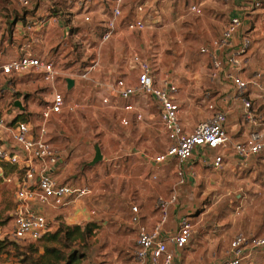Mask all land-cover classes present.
Returning <instances> with one entry per match:
<instances>
[{"label":"rangeland","instance_id":"1","mask_svg":"<svg viewBox=\"0 0 264 264\" xmlns=\"http://www.w3.org/2000/svg\"><path fill=\"white\" fill-rule=\"evenodd\" d=\"M216 1L218 2H206L200 17L190 15L183 3L175 5L154 3L155 10H150L145 19L146 29L134 33L124 31L122 35L115 37L120 31L118 29L121 27V30L123 29V23L119 24L115 38L107 42L100 53L101 62L91 80L74 79L78 80L76 91L73 92V87L71 90L67 89L71 91L70 93L64 94L66 101L75 106L74 111L67 117L61 115V123L48 124L51 129V142L55 144L58 140L62 141L64 154L71 156L70 159L80 160L77 167L82 171L70 177L72 183L67 185L75 188L87 186L91 192L95 191L96 195L92 194L78 201L81 202L82 212L78 223L75 224H67L64 221L65 214H62V211L67 206L46 208L50 232L37 242L19 244L9 239L12 219L18 208L13 182L0 179V264H42L46 248L59 251L66 258L72 259L73 264H133L132 249L135 245L136 231L129 223L132 218V207L137 206V200L132 192L129 199L127 197L116 199L112 191V203L107 205L106 209L99 208L97 192L113 184L110 180H104L108 175L107 169L98 174L99 163L93 167L87 164L92 162L95 148H99L103 154L113 152V155L123 149L131 154L144 152L145 134L139 132L135 126L127 128L122 125L118 115L125 107L123 102L115 109L105 107L101 102V96L106 92L105 85H111L120 78L116 73L117 66L124 67L125 73L122 78L135 77L134 71L130 68V60L135 52L149 61L157 75L156 79L169 74L175 86L186 89L191 96L201 90H211L206 71L208 62L206 57L199 53V49L220 34L233 7L230 0ZM260 1L259 10L252 19L255 31L251 34L252 43L249 48L251 51L255 50L258 57L250 62L247 69L249 74L255 70L264 71V0ZM17 2L18 0H0V18L19 16L26 11L32 13L36 8L39 9V15L44 17L54 16L59 11L64 14V26L71 30L64 41L67 45L63 51L57 52V59L55 48L52 47L50 57H54L55 67L62 78L76 77L83 71L87 66L84 60L89 56L83 44L93 46L98 43L102 31L101 16L105 13L108 16L109 12L106 10L101 14L97 13V7L93 6L92 22L85 24L79 17H68L65 14V6L60 3L61 0H46L30 10L22 9ZM58 37L56 34L55 38L48 42V46L60 41ZM39 79L30 76L27 80H35L40 84L35 85V82L33 87L28 85L23 91L22 88L19 89L23 94H27L25 106L30 110L22 119L30 121L34 127L37 126L42 108L51 99L50 84ZM196 101L198 102L197 98ZM149 105V109L154 110V104L151 105L149 102ZM201 105L205 112V105L202 103ZM230 108L228 123L230 125L237 123L240 126L239 104L234 102ZM198 119L200 120L196 121V124L206 119V116ZM241 128L240 126L239 132L242 131ZM166 146L165 136L158 126L154 125L152 131H149V153L161 155L165 152ZM228 154V165L220 171H210L201 159H192L181 167L184 175L183 184L178 185L179 179L175 170L179 169V166L173 160L161 164L165 165L162 166L163 170L166 169L163 176L155 173L157 179L153 180L152 185L158 187L160 183L164 184L162 187L164 199H170L173 185H178L175 190L173 189L176 191L177 200L169 208L168 224L164 227L167 230L168 228L175 230L181 217L190 218L194 225V234L184 250L190 252L188 264H211L213 258L222 261L226 257L218 252L224 249L233 231L255 235L264 228V166L257 167L255 166L257 163L251 162L248 164L250 168L239 171L234 168L236 163L234 156ZM15 169L7 168L5 177H15ZM149 176L150 174L144 180H149ZM148 182L144 181L142 185L149 186ZM152 201L155 206L156 199L153 198ZM172 206L176 207L173 211L170 210ZM154 210L159 217L158 211ZM85 226L91 230L85 240L64 242L63 233L57 240L49 239V236L65 227L70 228L74 237L76 233L73 229ZM211 253H214V256H211ZM181 258L185 259L184 255ZM181 258L179 262L183 264ZM259 262L257 256L256 263Z\"/></svg>","mask_w":264,"mask_h":264},{"label":"built area","instance_id":"2","mask_svg":"<svg viewBox=\"0 0 264 264\" xmlns=\"http://www.w3.org/2000/svg\"><path fill=\"white\" fill-rule=\"evenodd\" d=\"M46 0H18V5L25 10L38 6ZM237 3L239 15L228 19L220 34L212 38L199 53L207 59V78L209 83H226L231 88V99L239 104L240 124L247 128L245 139L233 142L227 134L225 125L230 114L229 105L224 99L213 101L209 94L204 96L209 115L198 122L188 132L180 121L181 108L175 95L177 87L169 74L156 79V74L148 60L136 52L130 60V68L136 72L135 84L124 79H117L111 85H105L106 92L101 97L103 106L116 108L119 102L126 103L124 110L134 112L135 122L142 121V115L135 111L131 102L138 97L150 98L156 105L159 122L164 130L168 145L163 154L156 156V165L175 161L179 169L175 173L179 184H183L182 166L192 159H201L211 171H220L225 166V158L233 155L236 169H245L252 161L264 166V71L255 70L247 77H242L247 66V53L252 43L251 34L255 31L253 17L259 10L260 0H230ZM109 15L101 21V33L98 43L93 46L83 44L89 53L84 63L87 66L76 77L89 81L97 70L101 60L100 53L104 45L117 33L120 23L128 33L146 29L145 19L150 10H155L154 3L175 5L183 3L190 15L200 17L203 14L202 0H102ZM66 15L79 17L82 23L92 22V10L95 0H61ZM60 4V5H61ZM130 7V8H129ZM38 9V8H37ZM255 12V13H254ZM126 15V17H125ZM59 11L54 16H26L22 29L30 40L23 47L19 58L0 62V101L10 98L7 107L0 108V179L13 182L18 208L12 219L9 239L15 243H34L50 232L49 220L44 213L46 208L66 207L73 201L91 194L89 187H72L59 182L56 171L61 161L59 149L51 142L48 124L55 115L63 112L72 113L74 105L68 103L65 96L55 89L51 90L50 101L42 108L39 121L34 127L25 121L27 112L21 105L22 96L16 87V81L22 76H36L50 85L56 84L61 73L55 67L54 57L50 53H33V39L40 35L52 23L63 20ZM252 24L251 27L249 24ZM9 29V27H8ZM71 32L68 28L66 37ZM65 37V38H66ZM76 37V36H75ZM65 38L59 44L60 49L67 45ZM55 49V58L57 52ZM92 51V53H90ZM61 53V52H60ZM61 57V56H60ZM67 80V79H66ZM203 100V101H204ZM19 103L22 110L15 104ZM122 125L129 126L128 120L122 119ZM205 150L217 152L207 159ZM16 168L15 177L6 178V169ZM177 200L175 193L170 199L158 197L155 209L159 213L157 222L148 231L139 222L138 210L132 208L131 223L137 225L133 258L136 264H173L174 253L169 246L182 250L187 247L194 234V225L190 218L181 217L176 234L162 239L161 233L168 221V211ZM226 259L215 264H253L252 255H258L260 264H264V229L259 235L236 233L228 243L224 253Z\"/></svg>","mask_w":264,"mask_h":264},{"label":"crops","instance_id":"3","mask_svg":"<svg viewBox=\"0 0 264 264\" xmlns=\"http://www.w3.org/2000/svg\"><path fill=\"white\" fill-rule=\"evenodd\" d=\"M206 2L215 3L218 1H216V0H202V6H204V4ZM231 3L233 4V7H231V9H230L228 19L233 17V16L239 15V11L237 9V3H235V2H231ZM94 6L97 7L96 8L97 13L101 14L104 11H106V8H105L102 0H95ZM28 10H30V9H28ZM35 15H37V16L39 15V9H37V8L32 13L30 11H26V13L20 14L19 16H12L11 15L10 17H6L3 19L0 18V62H7V61H10L12 59L19 58V56L21 55V52L23 50V47L25 45H27L29 40H30V36L28 34L25 36L23 29H22V24L24 23V18L26 16H35ZM68 17H70V15ZM106 17L107 16L105 13L103 16H101V21L104 20ZM125 17H126V15H125ZM228 19H227V21H228ZM8 27H9V29H8ZM68 28L69 27L64 26L63 20H60L59 22H57L55 24L54 23L50 24V26L45 30L44 33L37 35V36L35 35V38L33 39V41L36 44H34V46H32L33 53L36 55H41L43 53H51L50 50L52 47L55 49L63 51V49H60L61 47H59V44H60L61 40L66 37L65 35H66ZM118 28H119V25H118ZM121 28L118 29L120 31L118 32V34L115 37H118L119 35H122L124 33V31H125L124 28L122 30H121ZM9 31H10V33H9ZM8 33L11 37H9ZM56 34L59 36L58 39L60 41H57V43L54 42L55 44L48 46V42L51 39L55 38ZM40 45H43L44 47H39ZM59 54L61 55L60 52H59ZM246 57H247V66H250V64L253 62V59L254 58L257 59L258 53L255 52V50L251 51L249 49ZM247 69H245V71L243 72L242 77H247L249 75V72L247 71ZM263 69H261V70H263ZM116 70H117L116 73L119 74V76H120V78H118V79H124L130 84H135L136 74H137L136 72H134L135 77H133V79H131L130 77H127L125 79V78L121 77L125 73L124 67L123 66H117ZM206 71H207V69H206ZM29 77L30 76H22L20 79H18L16 81V83H17L16 87H17L18 91H20L19 92L20 96H22V101L20 103L24 107V111H23L24 113L25 112L30 113V110L28 108H26V106H25V100H26L27 94H25V93L23 94V92H22L23 88H25L28 85L33 87V85H34L33 83H35V82H36L35 85L40 84V83H37L38 81H35V80L34 81L27 80V78H29ZM36 78L39 79L40 77H36ZM66 79H68V78H66V77L59 78L57 80L56 84L50 85V90L55 89L57 92H59L63 95L65 93H70L71 91L67 90V88H66V86H67ZM72 80L74 81L73 92H75L77 89V86H78V82H77L78 80H74V79H72ZM207 80H208V78H207ZM262 82L264 83V75L262 77ZM210 85L212 88L211 90L210 89L209 90L207 89L205 91L201 90V91L194 93L193 96H191V94H189L186 89L177 88V93L174 97L176 99L177 104L181 108L180 121H181L182 125L184 126L185 130H186V128L188 129L186 131L190 132L191 129L194 128V126L196 125V121L200 120L198 118H200V117L203 118L204 116L207 117L209 115V112L207 111L206 108H205L206 109L205 112H204V110H202L203 107L201 105V103H202L206 107V102L204 100V96L206 94H209L210 99L213 101L218 100V98L224 99L225 101H227L226 103L229 105V108L231 105L234 104V102L231 99V88L228 84L214 82L213 84L210 83ZM223 87H225V89H222ZM20 88H22V91L19 90ZM21 92H22V94H21ZM196 98L198 99V102L196 101ZM143 99H145L147 101H143ZM9 102H10V98L6 97L3 102L0 101V108L7 107ZM121 102H123V101H121ZM121 102H119V104ZM131 102L135 106V111L141 113L142 121L140 123L135 122L134 112L125 111L123 108L121 110L122 112L118 115V117L121 120L122 119L128 120L129 126H127V128H133L135 126L134 128H137V130L139 132H142L143 134H145V148L143 150L144 152H141V153L136 152V153L131 154L129 152H126L125 149H123L122 151L118 150L116 153H114V155H113V152H110L109 154L101 153L102 159L97 166V173L100 174L102 171L105 172V169H107L108 175H107V177H104V180H110L113 185L109 188L105 187V189H103L102 191L97 192V202H98L99 208L106 209L107 205H110V203H112V199H113V197H111L112 191H113V194L115 195L114 197L116 199L118 197H127L129 199L131 196V192H132V195L135 196V200H137V206H133V207H136L138 210L139 222L148 231H151L154 224L158 220V215L154 212L155 206H154L152 200H153V198L157 199L158 197H162L163 191H164V189L162 188L164 186V184L161 185V183H160V185H158V187H157V186H153L152 182H153V180L157 179L158 173H159V175L163 176L164 173L166 172V169L163 170V168H162V166H165V165H156L153 162V159L158 155H152V153H149V131L150 132L152 131V129L154 128V125L158 126L160 132L165 136L166 145H168V141H167L166 134H165L164 130L162 129V126L159 122V114H158V110L156 108L155 103L151 99L145 98V97L135 98ZM149 102L151 105L154 104V106H153L154 110L149 109V107H150ZM123 103L126 105L125 102H123ZM22 106H21L20 110H22ZM230 112H231V108H230ZM68 114L69 113H67V112H63V114H61V115H65L64 117H67ZM61 115L53 116L51 118L50 122L51 123L52 122L61 123V121H60ZM239 124H240V119H239ZM237 126H238L237 123L235 125H230L228 123V117H227L225 129H226L227 134L230 137L231 141H233V142L243 141L245 139V136L247 133L246 127L240 125L242 127L241 128L242 131L239 132L240 126H238V129L236 130ZM49 133L51 134V129H49ZM61 142L62 141L58 140V142L54 144L59 149L60 154H61V161H60L59 166L57 167L56 175H57V178H58L60 183L64 184L66 182V184H68L70 182L72 183L70 177L75 176V174L80 173L82 170H80V168L77 167L78 164L80 163V160H78L76 158L70 159L71 156L64 154L63 147L61 146L62 145ZM204 154H205L206 158L209 159L213 155H216L217 152L212 151V150H205ZM228 159L229 158H227V157L225 158V166L228 165ZM252 163H257V165H255L257 167L261 165L258 162V160L252 161ZM249 166L250 165H248V167ZM89 167H91V166H89ZM235 167H236V165L234 163V168ZM248 167H247V169H248ZM239 171H241V170H239ZM155 173H157V174H155ZM148 174H150L149 180H144V178ZM105 175L106 174H104V176ZM144 181H149L148 182L149 186H143L142 183ZM176 186H178V185H176V184L173 185L174 190H175ZM173 189H172L171 193L176 194V191H173ZM95 193H96L95 191H94V193L91 192L90 195L94 194V196H95L96 195ZM90 195H88V196H90ZM149 196L152 197L150 200H149V198H150ZM78 201L79 200L73 201L71 204L75 203L74 205L69 204L67 206V208L62 211V214L66 215V216L65 215L63 216L64 221H66L65 223H67V224L78 223L79 217H80V212H82L80 210L81 209V202H78ZM175 208H176L175 206H172V208L170 210L173 211V210H175ZM43 211L48 218V214L45 211V209ZM91 214H93V211H91ZM188 215H190V214H188ZM131 216H132V213H131ZM129 224L135 227V231L137 230V225L132 224L131 221ZM167 224H168V222L166 223V225ZM177 226H178V223H177ZM177 226H176L175 230H173L172 228L171 229L168 228V230H167V228L164 227L163 231L161 233L162 239H166L167 237H170V236L176 234ZM262 230L260 231L259 234H261ZM233 232L236 234L237 231L236 232L233 231ZM233 234L231 236H229L225 246L223 247L224 249L221 250V252H218V254L221 253V255L222 254L224 255V253L227 251L228 243L231 240ZM259 234H255V235H259ZM135 240H136V234H135ZM134 248H135V245H134ZM134 248L132 249V256H133ZM169 250L172 251L174 253V256H175L173 264H181L179 262V259L181 258L182 255H184L185 259L181 258L180 261L183 264L190 263L188 260L190 252L184 251L185 249L177 250L171 246H169ZM211 256H214V253H211ZM257 256L258 255H252L251 259H252L253 264H257L256 263L257 262ZM258 258H259V256H258ZM212 260H211L212 261L211 264L221 262L218 260L216 261L215 258H213ZM132 261H133V264H136V262L134 261V258H132ZM259 264H260V262H259Z\"/></svg>","mask_w":264,"mask_h":264},{"label":"trees","instance_id":"4","mask_svg":"<svg viewBox=\"0 0 264 264\" xmlns=\"http://www.w3.org/2000/svg\"><path fill=\"white\" fill-rule=\"evenodd\" d=\"M73 231L76 233L74 237H72V232L70 228L65 227L61 228L56 234L49 236L50 240H57L58 236L63 233L64 242H73L75 240H85V238L89 235L91 230L88 229V226L84 228L75 227ZM43 263L42 264H54L58 262H63V264H73L72 259L66 258L63 254L55 249H45V254L42 256ZM72 258V257H71Z\"/></svg>","mask_w":264,"mask_h":264},{"label":"water","instance_id":"5","mask_svg":"<svg viewBox=\"0 0 264 264\" xmlns=\"http://www.w3.org/2000/svg\"><path fill=\"white\" fill-rule=\"evenodd\" d=\"M66 83H67V89H71L74 85V81L71 79H67ZM15 106L17 108L21 109V106L18 102L15 104ZM101 159H102L101 151L99 150V148H95L94 158H93L92 162H90L88 165L92 167V166L96 165L97 163H99L101 161Z\"/></svg>","mask_w":264,"mask_h":264}]
</instances>
